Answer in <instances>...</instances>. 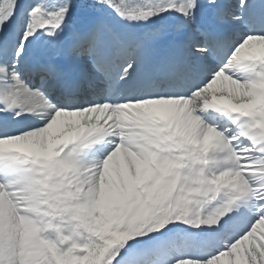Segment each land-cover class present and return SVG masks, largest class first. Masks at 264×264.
<instances>
[{"label":"snow or ice","instance_id":"snow-or-ice-1","mask_svg":"<svg viewBox=\"0 0 264 264\" xmlns=\"http://www.w3.org/2000/svg\"><path fill=\"white\" fill-rule=\"evenodd\" d=\"M0 264H264V0H0Z\"/></svg>","mask_w":264,"mask_h":264}]
</instances>
